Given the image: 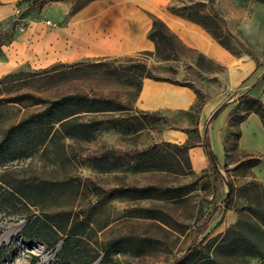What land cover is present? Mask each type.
<instances>
[{"label":"rangeland","instance_id":"374dc122","mask_svg":"<svg viewBox=\"0 0 264 264\" xmlns=\"http://www.w3.org/2000/svg\"><path fill=\"white\" fill-rule=\"evenodd\" d=\"M87 1L47 0L37 7L30 5L31 0H16L15 12L0 21V31H9L13 21L17 31L31 21L59 26L71 10ZM65 5L67 13L61 20L59 11ZM166 7L184 18L190 15L231 54L250 58L254 63L252 74L231 89L223 65L187 47L173 33L188 49L174 57L156 53L154 46L151 51L104 57L117 60L96 66V59L103 57L83 58L89 60V67L69 79L30 77L47 67L30 63L1 75L0 245L13 243L0 264H196L205 255L224 264H260L258 255L233 243L216 247L215 238L241 215L251 218L247 209L255 204L253 187L262 196L259 185L250 181L259 182L253 168L264 157V140L255 135L256 125L264 133L263 106L243 100L238 105L245 109H219L227 112L220 126V155L213 148L211 124L199 123L200 110L196 107L169 113L145 112L135 107V101L143 78L150 77L189 86L199 103L217 93L224 96L223 104L242 93H255L264 103V0H169ZM204 15L211 19H204ZM260 27L261 33H256ZM4 57L0 52V61ZM142 64L145 69L139 66ZM21 93L43 99L79 93L108 101L64 103L32 116L45 103L31 104V99L10 102ZM252 113L254 122L248 120ZM115 117L125 120L115 123ZM243 124L247 128L244 136ZM13 126L20 127L14 134L8 133ZM167 129L181 130L187 136L184 143L192 147L202 146L206 132L210 148L216 152V163L208 162L196 170L191 147L184 150L176 147L183 143L165 140ZM241 134L246 141L244 148L239 145ZM154 144L160 162L155 168L135 170L133 165L140 159L127 154L84 159L107 149L126 152ZM252 158L259 163L250 167ZM86 179L111 190L110 197L99 202L102 193ZM146 186L152 188L144 190ZM173 188H179L176 197L170 195ZM34 217L47 219L52 226L42 228L44 242L19 234L26 221ZM74 220L79 221L77 234L70 238L69 245L76 261L61 263L54 256ZM244 230L258 246L264 245L255 226L247 224ZM231 237L236 243V236ZM111 240L115 241L111 252L104 256L106 243Z\"/></svg>","mask_w":264,"mask_h":264},{"label":"crops","instance_id":"0c3cea01","mask_svg":"<svg viewBox=\"0 0 264 264\" xmlns=\"http://www.w3.org/2000/svg\"><path fill=\"white\" fill-rule=\"evenodd\" d=\"M168 1L91 0L70 13L59 26L53 23L44 26L42 22L31 21L18 31L10 44L3 46L5 57L0 61V76L23 63L44 67L58 61L67 63L88 57H115L140 50L151 51L154 43L147 37L152 25L151 16L163 21L187 47L223 65L226 69V84L231 89L237 88L252 74L254 63L250 58L231 54L199 24L169 12L166 7ZM15 2L16 0H0V21L13 15ZM61 10L59 18L62 20L67 13V6ZM262 11L264 12V8ZM261 17H264V13ZM261 31L260 27L256 33ZM249 95L257 96L255 93ZM237 98L223 104L224 96L217 93L208 98L199 111V123L211 124L213 148L220 155L223 154L220 126L227 112L218 109H245L242 104L238 105L240 101ZM196 99V93L187 85L146 77L141 82L135 107L145 112L187 111ZM254 119L255 115L252 113L248 120L254 122ZM245 126H241L243 136L247 132ZM242 134L239 145L244 148L246 141H243ZM255 135L264 140V133L257 125ZM205 136L208 141L206 132L203 138ZM163 138L184 143L187 136L181 130L167 129ZM189 152L196 170H201L211 162L205 153L203 140L202 146H193ZM253 172L264 188V157L261 164L253 168Z\"/></svg>","mask_w":264,"mask_h":264},{"label":"trees","instance_id":"16d2710c","mask_svg":"<svg viewBox=\"0 0 264 264\" xmlns=\"http://www.w3.org/2000/svg\"><path fill=\"white\" fill-rule=\"evenodd\" d=\"M45 1L47 0H31V6H37L41 7ZM91 0H88L89 2ZM86 2V3H87ZM85 3V4H86ZM83 4V5H85ZM83 5L78 6L71 10V13L75 12L79 8H81ZM173 8V7H172ZM176 15L182 16V14L174 13ZM204 19H211L209 15H204ZM185 18L193 21V18L190 17V15H186ZM152 19V25L151 28L147 34V37L154 43L155 46V52L160 54L164 53V55L168 57H174L177 56L181 51L188 50L182 42L170 31V29L165 25L163 21H161L159 18L155 16H151ZM206 29H210L209 26H206L204 22L199 21ZM216 26V22H213ZM18 31L16 30V21H13L11 29L9 31H0V52L3 53L2 51V46L6 45V43L12 42V40L15 38L17 35ZM211 34L215 38H219V35L216 34L214 31H211ZM219 43L221 45H224L223 42ZM103 60V61H102ZM106 60H111L110 62H115L117 58H97L96 61L94 62V66L100 65L106 62ZM109 61L107 63H110ZM92 64V63H91ZM106 64V63H105ZM90 63L89 60L87 59H81L73 63H63V62H55L47 67L42 68L41 70H38L35 73H32L30 77H38V76H46L47 78L54 80L55 78H65L69 79L71 76L76 74L77 72L86 69L89 67ZM142 68H146L145 65H139ZM21 73V71L15 73V74H9L5 75L3 78L16 75ZM150 78V77H149ZM155 79V78H153ZM157 80H165V79H157ZM29 100L31 99V104H40V103H45L44 107L42 110L33 113L32 116H40L48 112L50 109H54L58 107L59 105H63L64 103H78L80 102H85V101H90V102H107L108 100L104 97H99V98H93L90 97L87 94H79V93H74V94H67L63 95L59 98L56 99H43L39 96H36L31 93H21L13 97L10 102L14 103H23V100ZM239 101L246 100L250 103H256V104H261L263 106L264 110V103L262 101L254 96H251L249 94L243 93L237 98ZM203 103H199L195 101L192 107H196L197 109L200 110L201 106ZM191 107V108H192ZM247 109V108H246ZM250 109H258L257 107L253 108L251 107ZM219 110V109H218ZM31 117V116H30ZM125 118L123 117H115L112 119L113 122L115 123H122L124 122ZM263 128H264V119H263ZM20 126H13L8 129V133H15L17 132L18 128ZM203 145L205 149V153L209 157L210 161L212 164H215V154L212 152V150L209 147L208 141L206 136L203 138ZM176 146V145H174ZM178 148H182L184 150H187L188 148L192 147V145H187L186 143L181 144L180 146H176ZM157 148V144L154 145H149L147 147L141 148V149H133L129 150L126 152H117L113 151L111 149H107L104 151H101L96 154L88 155L84 157V159H90V158H103L108 154H122V155H131L133 157H138L140 160H138L134 165L133 169L135 170H141V169H148V168H155L160 165V162L158 161L159 156L156 155L155 149ZM259 163L258 159H250L249 161V166L253 167L256 166ZM91 186L102 193L101 198L99 199V202H102L106 200L108 197L111 195V190H105L93 182H91L89 179H86ZM251 185L257 184L258 188L262 192V196H259L258 191L256 187H253L251 191L253 194H255V204L249 205L247 209V213L251 218H246L243 217L242 215L238 218L236 223L227 231L220 235L216 236V242L215 246L220 247V246H225L229 243L235 244L237 247H241L245 251H249L251 254L258 255L261 259L260 264H264V245L258 246L254 239L245 232L244 227L247 226V224H252L255 226V228L258 230L260 235L264 239V206H262V203L264 202V188L260 182H253L250 181ZM133 188L134 190H140V187H130ZM149 188H152L151 186H146L144 187V190H147ZM126 190V189H124ZM5 191V190H4ZM171 191L170 195L171 197H176L178 196V191L179 188H173L169 189ZM8 194L15 196L11 192L8 191ZM52 215L47 216V218H51ZM78 220H74L68 230L66 231V236L63 239V242L60 246V249L55 253V258L61 263H66L67 261H76V258L72 255L71 247L69 245V240L70 238L76 236V230L78 228ZM49 228L52 229V226L47 224V219L41 220L38 219L37 217L28 219L23 226L21 232L19 233L23 238L27 239H36L44 242V237H43V230L42 228ZM31 234V235H30ZM232 235L236 236V243L232 241ZM32 237V238H31ZM114 240L108 241L106 243V247L104 248V256L108 255L111 252V247L114 245ZM12 243L10 242L8 245H0V261L3 259V257L10 251L12 247ZM55 241L52 242L51 244L54 245ZM102 261V260H101ZM90 264V263H87ZM196 264H224L222 261L215 259L214 257L210 255H205L198 263Z\"/></svg>","mask_w":264,"mask_h":264},{"label":"built area","instance_id":"2783aa9c","mask_svg":"<svg viewBox=\"0 0 264 264\" xmlns=\"http://www.w3.org/2000/svg\"><path fill=\"white\" fill-rule=\"evenodd\" d=\"M47 24L50 25V22L48 21Z\"/></svg>","mask_w":264,"mask_h":264}]
</instances>
